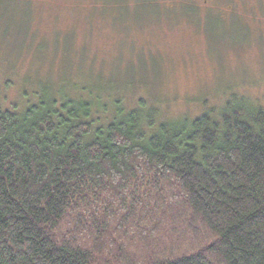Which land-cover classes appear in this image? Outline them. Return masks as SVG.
Returning <instances> with one entry per match:
<instances>
[{"label":"trees","instance_id":"1","mask_svg":"<svg viewBox=\"0 0 264 264\" xmlns=\"http://www.w3.org/2000/svg\"><path fill=\"white\" fill-rule=\"evenodd\" d=\"M71 90L0 100V264H264V106Z\"/></svg>","mask_w":264,"mask_h":264},{"label":"rangeland","instance_id":"2","mask_svg":"<svg viewBox=\"0 0 264 264\" xmlns=\"http://www.w3.org/2000/svg\"><path fill=\"white\" fill-rule=\"evenodd\" d=\"M72 85L162 118L264 106V0H0L2 106Z\"/></svg>","mask_w":264,"mask_h":264}]
</instances>
